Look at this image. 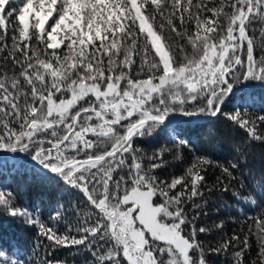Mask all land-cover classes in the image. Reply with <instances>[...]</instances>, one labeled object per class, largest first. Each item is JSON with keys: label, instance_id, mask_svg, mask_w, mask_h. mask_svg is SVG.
Masks as SVG:
<instances>
[{"label": "snow or ice", "instance_id": "1", "mask_svg": "<svg viewBox=\"0 0 264 264\" xmlns=\"http://www.w3.org/2000/svg\"><path fill=\"white\" fill-rule=\"evenodd\" d=\"M257 24L264 0H0V150L24 153L39 168L25 170L54 180L60 197L79 198L50 205L45 221L0 189V213L40 238L35 257L0 250V264H69L55 256L62 249L86 250L84 264H207L197 237L210 229L196 225L205 189L227 193L244 153L227 164L196 156L169 180L156 174V161L171 150L148 156L134 145L165 130L187 145L168 124L175 114L224 116L264 144V115L223 111L242 81L264 84ZM209 169L219 170L211 187ZM243 199L264 204V187ZM249 219L259 245L251 264H264V207ZM230 246L238 248L233 264H247L248 235L222 238L210 251Z\"/></svg>", "mask_w": 264, "mask_h": 264}, {"label": "trees", "instance_id": "2", "mask_svg": "<svg viewBox=\"0 0 264 264\" xmlns=\"http://www.w3.org/2000/svg\"><path fill=\"white\" fill-rule=\"evenodd\" d=\"M159 22L157 20V24ZM261 27L264 25H256L257 31L253 37L257 58L264 54L260 48L262 37L259 29ZM249 35L253 34L250 32ZM136 59L139 63V58ZM140 78H146V76ZM244 100H247L248 103H243ZM236 106H239L242 114H246L250 120H257V117L264 115V84L258 81H242L234 88L233 93L223 106V111L232 113L237 110ZM178 115L171 116L169 120ZM168 124L175 128L181 139L188 141L187 145L181 146L178 141H174L167 130L154 137L137 138L134 145L148 156L161 152L165 148L171 150L163 151L161 159L156 161L162 163V167L156 169V174L161 179L170 180L173 176L182 175L185 167L196 156L207 155L220 164H227L236 158L238 149L244 153L242 162L245 166L235 173L236 180L227 193H208L205 189L204 200L207 201V204L199 210L196 225L197 228L210 229L205 233H198L197 237L204 249L207 264H233V252L238 248L233 249L230 246L227 251H210L219 247L222 238L227 239L232 235H239L241 239L248 235L249 248L245 252V257L247 264H251L253 260H257L259 245L253 234L256 232L254 222L249 218L259 216L264 204L259 203L258 200V206H254L243 198L253 190L259 193L264 187V144L251 140L243 129L233 126L224 116L205 120H195L194 116H182L175 122L168 121ZM257 124H259L258 121ZM257 131L264 135V127H258ZM13 154L18 157L0 155V189L5 192L11 191L17 206L32 210L34 215L39 213L40 217L47 221L52 211L50 205H55L59 201L67 208L70 207L71 201L79 199L73 195L60 197L57 192L53 191L54 180L38 179L33 171L25 170L29 168L39 171L35 162L30 161L31 159L24 153ZM177 155L181 156L180 160L175 158ZM145 163L148 162L145 161ZM22 164L26 166H22ZM217 175H219L218 169H209L207 174L209 187L216 182ZM234 192H238L240 195L234 196ZM197 202L203 203L200 200ZM66 218L69 222H76V216L72 212H69ZM220 223H223L222 230L214 227ZM250 225L252 233H249ZM36 233L37 228L19 219H14L6 213H0V250L5 251L9 256L19 259L28 255L35 257L34 246L40 239ZM55 256L61 260H68L69 264L73 260L76 261V264H84L86 259H91L86 250L80 251L78 255H73L69 250L62 249L57 251Z\"/></svg>", "mask_w": 264, "mask_h": 264}, {"label": "water", "instance_id": "3", "mask_svg": "<svg viewBox=\"0 0 264 264\" xmlns=\"http://www.w3.org/2000/svg\"><path fill=\"white\" fill-rule=\"evenodd\" d=\"M234 91V89H233ZM183 115H178L176 116L174 119L172 120H168V121H172V122H175L177 121L180 117H182ZM195 120H205V119H208V118H211V117H208V116H194ZM1 154H6V155H9V156H13V157H18L17 155L13 154V153H9V152H5L3 150H0V155ZM31 161V160H30ZM33 162V161H32Z\"/></svg>", "mask_w": 264, "mask_h": 264}]
</instances>
